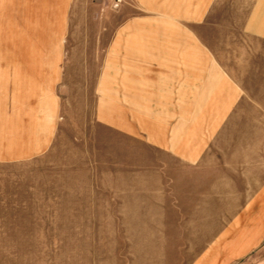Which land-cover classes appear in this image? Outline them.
Returning <instances> with one entry per match:
<instances>
[{"label": "rangeland", "instance_id": "374dc122", "mask_svg": "<svg viewBox=\"0 0 264 264\" xmlns=\"http://www.w3.org/2000/svg\"><path fill=\"white\" fill-rule=\"evenodd\" d=\"M251 21L264 0H0V264H264V199L189 224L170 173L176 124L217 107L203 59L171 56L170 35L249 82Z\"/></svg>", "mask_w": 264, "mask_h": 264}, {"label": "crops", "instance_id": "0c3cea01", "mask_svg": "<svg viewBox=\"0 0 264 264\" xmlns=\"http://www.w3.org/2000/svg\"><path fill=\"white\" fill-rule=\"evenodd\" d=\"M257 18L260 17L256 15ZM246 28L248 31L244 35L253 38V42L241 43L242 62L245 67L248 65L249 71L257 73L254 76L257 79L249 82L244 77L238 80V75L227 66L222 54L215 56L210 48L200 44L197 37L193 38L192 33L187 32L191 41L181 48L177 43L178 34L170 35L169 54L176 56L184 50L192 60L194 56H201L200 86L207 88V95L209 89L213 90V95L217 91V107L206 115H185V122L176 124L181 128L182 142L170 144L171 188L174 192V187H177L184 195L176 197L177 208L193 209L187 221L189 224L197 221L193 219L198 215L209 216L211 209L224 208L227 200L255 201L246 207L249 208L247 211L252 208L254 211L257 201L264 199V160H259L257 155L259 151L264 152V143H258L259 132H264V115H242L237 111L242 103L264 105V24L257 25V22L251 21ZM189 61L192 63L187 59ZM185 71L188 79L185 86H195L193 64H188ZM252 120L254 123H248ZM228 135H239L241 138L227 143ZM248 136L250 139H246ZM231 152L245 154L238 157ZM255 244L248 243L243 248H254Z\"/></svg>", "mask_w": 264, "mask_h": 264}]
</instances>
